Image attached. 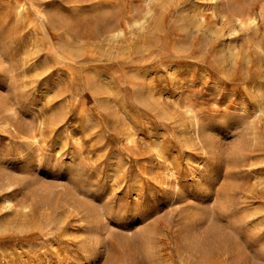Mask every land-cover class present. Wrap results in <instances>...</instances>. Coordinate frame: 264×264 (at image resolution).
I'll return each mask as SVG.
<instances>
[{
    "label": "rangeland",
    "instance_id": "obj_1",
    "mask_svg": "<svg viewBox=\"0 0 264 264\" xmlns=\"http://www.w3.org/2000/svg\"><path fill=\"white\" fill-rule=\"evenodd\" d=\"M263 58L264 0H0V264H264Z\"/></svg>",
    "mask_w": 264,
    "mask_h": 264
},
{
    "label": "bare ground",
    "instance_id": "obj_2",
    "mask_svg": "<svg viewBox=\"0 0 264 264\" xmlns=\"http://www.w3.org/2000/svg\"><path fill=\"white\" fill-rule=\"evenodd\" d=\"M240 10V9H239ZM197 14V13H196ZM194 15V14H193ZM202 16V15H201ZM196 19V18H195ZM246 21H247V19H245L243 16H241L240 14H238V15H234L233 16V19H232V23H231V27H230V35L232 36V35H234V36H236L237 35V33L239 32V30L240 29H242V27L246 24ZM110 23V22H109ZM187 23H188V21H187ZM194 23L196 24L197 23V20H194ZM199 23V22H198ZM112 24V23H111ZM116 24V23H115ZM114 24V25H115ZM136 24V23H135ZM113 25V24H112ZM112 25H110V26H112ZM113 25V26H114ZM191 25V24H190ZM189 25V26H190ZM128 26H129V24H128ZM197 26V25H196ZM106 27H107V25H106ZM116 27V26H115ZM186 27V26H185ZM108 28V27H107ZM117 28V27H116ZM113 29V28H112ZM117 31V30H116ZM116 31H114V32H116ZM118 31H120L119 29H118ZM122 33V32H121ZM210 33V32H209ZM124 34V33H123ZM112 34H110V37H108V38H113V36H111ZM115 36H117L118 35V32H117V35L116 34H114ZM204 35H206V34H204ZM208 35V34H207ZM209 35H211V33L209 34ZM209 35H208V37H209ZM108 36V35H107ZM114 36V38H117V37H115ZM123 35H121V37H122ZM229 37V36H228ZM113 38V39H114ZM204 38V37H203ZM211 38V37H210ZM118 39H119V37H118ZM121 39V38H120ZM208 38L206 37V40H207ZM212 39V38H211ZM205 40V39H204ZM205 40V41H206ZM209 40V39H208ZM230 40V39H229ZM229 40H228V44H226L225 43V45H226V50L225 51H223V52H225L226 53V57H222L221 59H219L218 57V59L220 60L219 61V63L221 62V63H225V62H232L233 60H234V57H235V51H236V48L237 47H232L231 45V42H229ZM82 41V40H81ZM205 41H203V42H205ZM68 42V41H67ZM110 42V41H109ZM112 42V41H111ZM69 43V42H68ZM74 43V42H73ZM108 43V42H107ZM115 43V42H114ZM121 43V42H120ZM206 43H207V41H206ZM109 45H110V43H108ZM118 44V43H117ZM205 44V43H204ZM108 45V46H109ZM119 45V44H118ZM74 46H75V44H74ZM107 46V47H108ZM257 48H258V50L260 49V47L257 45L256 46ZM113 48V47H112ZM118 48V47H117ZM225 48V47H224ZM115 49V48H114ZM222 49V48H221ZM256 49V48H255ZM98 51V50H97ZM82 52V51H81ZM220 52H222V51H220ZM222 52V53H223ZM259 52H261V51H259ZM80 53V52H79ZM218 53V52H217ZM102 55V54H101ZM219 56V55H218ZM225 56V55H224ZM75 57H76V55H75ZM216 59V58H215ZM228 60V61H227ZM263 60H264V58H263ZM262 60V61H263ZM218 61V60H217ZM259 61V60H258ZM260 62V61H259ZM258 62V65L260 64ZM228 64V63H227ZM264 65V64H263ZM263 73V72H262ZM136 77V76H135ZM137 78V77H136ZM137 79H139V77L137 78ZM134 80V81H138V80ZM143 79V78H142ZM140 80V79H139ZM96 81V80H95ZM142 82V81H141ZM98 83H100V82H98ZM102 83V82H101ZM100 83V84H101ZM147 84V83H146ZM149 84V83H148ZM145 85V86H142V87H140L139 89H137V92H136V99L139 101V103H143L145 106H147L148 108L150 107V108H154V109H156V110H158V109H162V107H161V105H160V103H159V101H157V99H156V97H155V94L153 93V89H152V86L149 84V85ZM104 86V85H103ZM103 88V87H102ZM135 88V87H134ZM255 90V94H254V99L256 100V110H255V114H256V116H263L264 117V73L261 75V79H260V81L258 82V84H257V86H256V88L254 89ZM160 96V95H159ZM106 100V99H105ZM253 100V99H252ZM136 104H138V103H136ZM158 112H159V110H158ZM162 112H164V110H161V114H164V113H162ZM187 112V111H186ZM188 113H189V117H190V121H191V125H190V127H191V131H192V133H193V135H194V137H195V140L196 141H198V142H200V143H203V142H206L207 143V147H212V144H214V142H213V137L214 136H212L211 137V135H213V134H211V135H209L208 134V130L205 128V126L203 125V123L204 122H202L201 123V120H200V118H199V116L192 110V109H188ZM187 116H188V114H187ZM189 121V122H190ZM207 125V124H206ZM54 128V127H53ZM52 128V129H53ZM213 130V129H212ZM210 131H211V129H210ZM212 133V132H211ZM190 134V133H189ZM211 138H212V141H211ZM206 139V140H205ZM191 141V140H190ZM213 142V143H212ZM190 145V144H189ZM203 147V146H202ZM213 147H214V145H213ZM215 148V147H214ZM207 149V148H206ZM205 151V150H204ZM209 151V150H208ZM211 152H212V149L210 150ZM117 167H118V165H117ZM168 176V175H167ZM63 189H65V188H63ZM66 190H67V188H66ZM181 190V189H180ZM62 191V190H61ZM60 191V192H61ZM67 191H69V189L67 190ZM41 192V191H40ZM63 192V191H62ZM70 192H72V191H69V193ZM173 192V191H172ZM179 189H177V190H175V193L174 194H176V195H178L179 194ZM181 192H182V190H181ZM180 192V193H181ZM42 193V192H41ZM59 193V192H58ZM69 193H68V195H69ZM43 194V193H42ZM41 194V195H42ZM64 194H65V192H64ZM63 193H62V195H64ZM99 194V193H98ZM41 195L39 196V197H41ZM62 195H60V197L62 196ZM66 195V194H65ZM68 195H66L67 197H68ZM71 195V194H70ZM181 195V194H180ZM43 196V195H42ZM47 196V195H46ZM182 196V195H181ZM38 197V198H39ZM45 197V196H44ZM63 197V196H62ZM83 197V196H82ZM66 198V197H65ZM64 198V199H65ZM79 198V197H78ZM100 198V197H99ZM46 199V198H45ZM59 199V198H58ZM77 198L75 197V200H76ZM36 200H38L39 201V203L42 201V197H41V201H40V198L39 199H37V197H36ZM62 200V199H61ZM95 200V199H94ZM98 200V199H97ZM60 201V200H59ZM65 201V200H64ZM85 201V200H84ZM91 201V200H90ZM43 202V201H42ZM61 202L62 201H60V205H62L61 204ZM76 202H78V204H79V200H76ZM94 202V201H93ZM101 202H102V200H101ZM66 203H68V202H66ZM87 203V202H86ZM88 203H90V202H88ZM87 203V204H88ZM92 203V202H91ZM97 203V202H96ZM98 203H100V202H98ZM97 203V204H98ZM9 204V203H8ZM42 204V203H41ZM80 205H81V203H80ZM90 206H91V208H95V207H93L92 205H95V204H93L92 203V205L91 204H89ZM65 205H63V207H64ZM113 206V205H112ZM10 207V206H9ZM23 207V206H22ZM62 207V209H64ZM108 207L109 208H111L110 207V204L108 205ZM25 208V207H24ZM66 208V207H65ZM68 208V207H67ZM84 208H86L85 206H84ZM92 209V210H93ZM96 209V208H95ZM106 209V208H105ZM97 210H98V207H97ZM62 211V210H61ZM99 211V210H98ZM96 212V211H93L94 212V215L95 216H98L100 213V211L99 212ZM68 212V211H67ZM22 213H23V211H22ZM70 213V212H69ZM68 213V214H69ZM48 214V213H47ZM49 214H50V212H49ZM106 214V213H105ZM150 214H151V212L149 213V215L148 214H144V220H147V219H149L150 218ZM23 215V214H22ZM29 215V214H28ZM58 215H60V214H58ZM148 215V216H147ZM55 216V215H54ZM54 216H52V217H54ZM63 216H65V215H63ZM72 216V215H71ZM70 216V217H71ZM102 216V215H101ZM61 217V216H60ZM59 216H58V218H60ZM66 217V216H65ZM103 218L102 219H104V216H102ZM23 218V217H22ZM55 218H56V216H55ZM101 218V217H100ZM25 219V218H24ZM28 218H26V220H27ZM56 220V219H55ZM55 220H54V222H55ZM64 220V219H63ZM63 220L61 219V220H58L59 222H58V225L61 227V225H62V223H63ZM97 220V219H96ZM22 221V220H21ZM65 221V220H64ZM103 222L105 221V220H102ZM23 222V221H22ZM50 222V221H49ZM99 222V221H98ZM24 223H25V221H24ZM51 223V222H50ZM101 223V222H100ZM27 224H28V222H27ZM105 224V223H104ZM104 224H102V226L104 225ZM24 225V224H23ZM29 225H31V224H29ZM95 225V224H94ZM93 225V226H94ZM18 227H22V224L19 226V225H17ZM25 226V225H24ZM27 226V225H26ZM25 226V227H26ZM55 226H56V223H55ZM65 226V225H64ZM90 226V225H89ZM101 226V225H100ZM58 227V226H57ZM98 227V226H97ZM104 227H105V225H104ZM17 228V227H16ZM30 228H31V226H30ZM63 228V227H62ZM20 229V228H19ZM18 229V230H19ZM23 229H24V227H23ZM32 229V228H31ZM79 229V228H78ZM87 229V228H86ZM91 229V228H90ZM102 229V228H101ZM104 229V228H103ZM102 229V230H103ZM33 230V229H32ZM36 230V229H35ZM59 230V229H58ZM62 230V229H61ZM89 230V229H88ZM22 231V230H21ZM31 231V230H30ZM84 231V230H83ZM92 231H94V230H92ZM92 231H91V233H92ZM97 231H99V230H97ZM105 231V230H104ZM36 231H34V233H35ZM101 232V231H100ZM21 233V232H20ZM64 233V232H63ZM87 233V232H86ZM99 233V232H98ZM102 235V234H101ZM100 235V236H101ZM88 236H89V234H88ZM189 236V235H188ZM187 236V237H188ZM93 237V236H92ZM97 238V237H96ZM189 238V237H188ZM27 239V238H26ZM187 239V238H186ZM86 242H89V241H86ZM95 243V242H94ZM238 243V242H237ZM89 244V243H88ZM91 244V243H90ZM94 245V244H93ZM89 246V245H88ZM87 246V247H88ZM95 246H96V244H95ZM239 246V245H238ZM91 247V246H90ZM89 247V248H90ZM88 248V249H89ZM74 249V248H73ZM99 249V248H98ZM97 249V250H98ZM76 250V249H75ZM94 250V249H93ZM96 249H95V251H97ZM99 251V250H98ZM238 251V250H237ZM83 252H85V251H83ZM88 252V251H87ZM94 252V251H93ZM98 253V252H97ZM240 253V252H239ZM242 253V252H241ZM95 255V254H94ZM241 255V254H240ZM78 256V255H77ZM80 256V255H79ZM81 257H82V254H81ZM85 257H87V256H85ZM95 257V256H94ZM91 258V257H90ZM238 258H239V256H238ZM72 259V258H71ZM236 259V258H235ZM242 259V258H241ZM245 259V258H244ZM88 260H90V259H88ZM238 260H240V259H238ZM236 261V260H235ZM202 262V261H201ZM242 262H244L243 260H242ZM247 262V261H246ZM203 263V262H202ZM238 263V262H237ZM241 263V262H240Z\"/></svg>",
    "mask_w": 264,
    "mask_h": 264
}]
</instances>
